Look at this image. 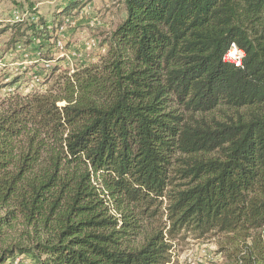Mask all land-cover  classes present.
<instances>
[{
  "label": "trees",
  "instance_id": "obj_1",
  "mask_svg": "<svg viewBox=\"0 0 264 264\" xmlns=\"http://www.w3.org/2000/svg\"><path fill=\"white\" fill-rule=\"evenodd\" d=\"M125 5L98 62L28 92L32 69L0 74V264H171L190 237L264 264V0ZM83 6L0 20V49L53 40Z\"/></svg>",
  "mask_w": 264,
  "mask_h": 264
},
{
  "label": "rangeland",
  "instance_id": "obj_2",
  "mask_svg": "<svg viewBox=\"0 0 264 264\" xmlns=\"http://www.w3.org/2000/svg\"><path fill=\"white\" fill-rule=\"evenodd\" d=\"M71 1L73 0H0V20L12 18L15 11H21L19 7L26 9L30 2L40 3L37 15L51 19L54 11ZM83 5L65 20L63 28L53 40H36L32 46L14 51L4 52L0 49V74L3 77L15 76L32 69L26 75H22L24 78L17 83L19 91L28 92L32 89L46 88L47 64L49 67L58 65L62 69L74 70L98 62L100 55L105 52L106 46L103 43L106 37L126 16L125 0H83ZM7 38L8 33L3 34L0 41L5 42ZM93 40L95 45L91 44ZM41 54L53 60L46 63L40 58ZM11 238L13 241H29L22 228L13 233ZM22 263L30 264L28 260H23ZM222 263L215 240L208 238L195 240L191 237L177 242L171 262V264Z\"/></svg>",
  "mask_w": 264,
  "mask_h": 264
},
{
  "label": "built area",
  "instance_id": "obj_3",
  "mask_svg": "<svg viewBox=\"0 0 264 264\" xmlns=\"http://www.w3.org/2000/svg\"><path fill=\"white\" fill-rule=\"evenodd\" d=\"M12 18L14 20H25V19H30L33 21H37L39 18V15H37L36 13H28V12H23V11H15L13 13ZM60 44V42H59ZM92 45H95V41H91ZM245 56V52L243 49H241L237 44L233 43L231 45V48L228 50V52L225 55V60L235 64L236 66H242L243 63V57ZM46 63H48V61H46ZM47 67H49V65L47 64ZM17 260H20V258H18Z\"/></svg>",
  "mask_w": 264,
  "mask_h": 264
},
{
  "label": "crops",
  "instance_id": "obj_4",
  "mask_svg": "<svg viewBox=\"0 0 264 264\" xmlns=\"http://www.w3.org/2000/svg\"><path fill=\"white\" fill-rule=\"evenodd\" d=\"M39 4H40V3H38V4H37V3H35V5H36V7H37V8H38Z\"/></svg>",
  "mask_w": 264,
  "mask_h": 264
}]
</instances>
